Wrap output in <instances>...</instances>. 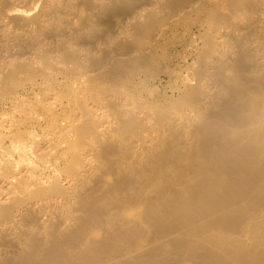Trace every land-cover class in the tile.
<instances>
[{
    "label": "bare ground",
    "instance_id": "obj_1",
    "mask_svg": "<svg viewBox=\"0 0 264 264\" xmlns=\"http://www.w3.org/2000/svg\"><path fill=\"white\" fill-rule=\"evenodd\" d=\"M0 264H264V0H0Z\"/></svg>",
    "mask_w": 264,
    "mask_h": 264
}]
</instances>
